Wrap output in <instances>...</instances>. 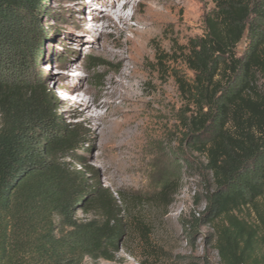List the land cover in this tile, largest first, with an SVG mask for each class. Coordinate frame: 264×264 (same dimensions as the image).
<instances>
[{
  "label": "trees",
  "instance_id": "16d2710c",
  "mask_svg": "<svg viewBox=\"0 0 264 264\" xmlns=\"http://www.w3.org/2000/svg\"><path fill=\"white\" fill-rule=\"evenodd\" d=\"M46 11L45 0H0V264L114 260L126 229L119 200L89 177L84 129L63 123L31 82ZM204 26L182 57L181 147L206 158L202 215L217 224L222 263L264 264V0H215ZM244 208L256 221L238 216Z\"/></svg>",
  "mask_w": 264,
  "mask_h": 264
},
{
  "label": "rangeland",
  "instance_id": "374dc122",
  "mask_svg": "<svg viewBox=\"0 0 264 264\" xmlns=\"http://www.w3.org/2000/svg\"><path fill=\"white\" fill-rule=\"evenodd\" d=\"M109 1L118 7L124 3ZM158 1L167 17L155 29L147 56L141 60L140 67L149 81L137 88L148 103L140 105L136 141L121 148L120 142L103 138L93 122L75 114L72 101L66 99L69 92L65 87L76 85V90H88L92 99L98 100L97 93L109 75L118 74L119 58L101 50L106 39L112 43L116 38L99 37L88 29L94 25L82 21L84 5L95 12L102 10L87 0H45L42 41L31 82L39 83L42 93L59 106L63 123L84 129L88 144L80 154L95 169L89 177L111 189L126 223L114 260L86 257L80 264H223L216 244L217 224H209L202 215L206 208L203 196L211 184L210 173L204 170L206 158L196 153L188 155L181 147L182 128L177 120L179 110L185 107L179 80L191 75L182 62L184 49L190 39L204 36V16L214 7L215 0ZM153 2L143 0L138 8H128L125 15L130 12L129 24L139 26L138 19L149 13ZM117 32L110 29L111 34ZM133 35L132 30H127L122 40ZM114 42L111 49L116 52L120 47ZM246 42L244 38L238 45L239 56L244 53ZM170 58L175 63H169ZM96 63L99 65L93 67ZM75 71L84 74L81 80H77ZM98 111L103 115L107 109ZM163 184L171 187L164 191ZM237 214L256 221L248 208ZM94 215L78 212L82 219ZM199 217L202 219L198 221Z\"/></svg>",
  "mask_w": 264,
  "mask_h": 264
},
{
  "label": "bare ground",
  "instance_id": "6f19581e",
  "mask_svg": "<svg viewBox=\"0 0 264 264\" xmlns=\"http://www.w3.org/2000/svg\"><path fill=\"white\" fill-rule=\"evenodd\" d=\"M87 1L90 5H94V8L102 11L95 12L84 5L85 14L82 17L85 20L82 21L90 26L94 25L88 29L97 32L99 37L116 38L115 42L113 41L114 46L118 45L120 50L114 52L111 49L113 42L110 43L107 39L102 44L101 50L119 58L120 69L117 75L110 74L106 79L103 88L97 93L98 100L92 99L88 90H76V85L65 87L69 92L66 99L72 101L75 114L88 122H93L97 132L103 138L112 141V143L120 142L118 145L121 148L130 147L137 139L138 118L142 113L140 105L143 102L148 103V100L137 92V88L142 82L149 81V79H145L144 72L140 67L141 60L147 56L148 43L150 39H153L152 35L160 22L167 17V13L162 9L161 1L155 0L154 4L150 5L149 13L138 19L139 26H131L129 24L130 12L126 13V15L128 14L126 16L125 11L131 6L138 8L143 0H124L121 7L109 0L102 1L103 4L93 0ZM118 22L127 27L119 26ZM111 28L116 29L118 34H111ZM127 30H132L134 35L122 40ZM74 75L77 80H81L84 74L75 71ZM102 108L107 109L103 115L98 111Z\"/></svg>",
  "mask_w": 264,
  "mask_h": 264
}]
</instances>
